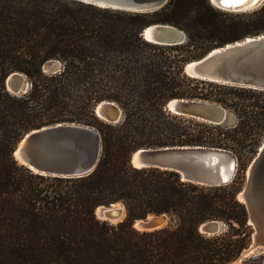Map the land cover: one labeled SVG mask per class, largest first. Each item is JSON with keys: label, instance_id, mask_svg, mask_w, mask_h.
<instances>
[{"label": "trees", "instance_id": "16d2710c", "mask_svg": "<svg viewBox=\"0 0 264 264\" xmlns=\"http://www.w3.org/2000/svg\"><path fill=\"white\" fill-rule=\"evenodd\" d=\"M214 8L209 0H167L149 12L77 0H0V264H226L246 247L252 228L236 195L264 131V91L193 78L183 65L213 47L264 33V2L236 14ZM153 23L181 29L185 41L145 40L141 33ZM49 60L59 69L43 71ZM14 71L30 83L20 95L4 85ZM171 99L216 103L236 122L170 113ZM103 101L120 108L118 122L95 115ZM56 122L98 132L101 150L89 174L38 175L13 158L25 133ZM184 145L230 151L239 168L228 183L204 186L129 163L141 147ZM116 201L124 205L123 220L113 225L96 218L97 206ZM159 213L169 215L167 226L133 227L134 220ZM208 220L225 229L199 232ZM239 264H264V252Z\"/></svg>", "mask_w": 264, "mask_h": 264}, {"label": "water", "instance_id": "95a60500", "mask_svg": "<svg viewBox=\"0 0 264 264\" xmlns=\"http://www.w3.org/2000/svg\"><path fill=\"white\" fill-rule=\"evenodd\" d=\"M77 1L101 8L149 12L159 9L167 0ZM263 2L256 0L245 7L235 5L233 11L251 10ZM141 35L145 40L160 45L181 44L185 41V33L167 23L150 24ZM58 69L57 60H49L42 65V70L46 72ZM183 72L193 78L264 91V33L213 47L202 56L186 62ZM4 85L11 94L20 95L27 92L30 83L24 74L14 71L5 77ZM165 109L211 124L230 125L234 117L222 106L200 99H171L165 104ZM94 113L99 119L112 124L121 118L120 108L110 101L97 104ZM100 150V136L93 127L74 122H56L25 133L11 154L19 165L31 172L35 169L33 173L38 175L75 178L93 170ZM129 163L135 168L174 171L182 180L204 186L226 184L236 171V158L230 151L206 146L141 147L129 155ZM238 194L236 197L245 206L247 224L251 225L252 232L246 247L232 262L226 264H239L251 255L264 252V140L249 163L245 182ZM113 204L97 206L94 209L95 216L103 220V215L112 212L110 208ZM136 221L137 226L134 225ZM167 224L168 214L159 213L134 220L133 227L153 230ZM224 227L221 221L208 220L201 223L198 230L205 235H213L220 233Z\"/></svg>", "mask_w": 264, "mask_h": 264}, {"label": "bare ground", "instance_id": "6f19581e", "mask_svg": "<svg viewBox=\"0 0 264 264\" xmlns=\"http://www.w3.org/2000/svg\"><path fill=\"white\" fill-rule=\"evenodd\" d=\"M255 1L256 0H211V3L213 6L217 7L218 9H223L230 12L233 11V7L235 5H241L245 7L252 4ZM220 170L222 169L220 168ZM32 171L35 172V169H33ZM110 209H112V212L106 213V215H103L101 218L104 221H108L110 223L119 221L124 213L122 205L120 203H114ZM134 225L137 226V221L134 223Z\"/></svg>", "mask_w": 264, "mask_h": 264}, {"label": "rangeland", "instance_id": "374dc122", "mask_svg": "<svg viewBox=\"0 0 264 264\" xmlns=\"http://www.w3.org/2000/svg\"><path fill=\"white\" fill-rule=\"evenodd\" d=\"M213 7H215V6H213ZM214 9H216V10H218V11H221V12H225V13H229V14H236V13H240V12H234V11H232V12H229V11H227V10H223V9H218L217 7H215ZM247 11H249V10H247ZM244 12H246V11H244ZM233 118V120H232V123H235L236 122V117L234 116V117H232ZM256 137V130H255V128H254V126L252 125V143L254 142V140L256 139L255 138ZM263 140H264V131L262 132V134H261V136H260V138L258 139V144H257V147H256V152H257V150H258V148H259V146L262 144V142H263ZM256 152H255V154H256ZM233 155H234V153H232ZM255 154L254 155H252V159H253V157L255 156ZM235 156V155H234ZM235 158H236V156H235ZM251 159V160H252ZM251 162V161H250ZM249 162V163H250ZM249 163H248V165H247V167L245 168V171H244V179H243V184H244V182H245V177H246V172H247V169H248V166H249ZM239 167H238V161H237V158H236V171H237V169H238ZM236 171H235V173H236ZM242 187H243V185H242ZM242 187H241V189H242ZM240 189V190H241ZM239 190V191H240ZM238 191V192H239ZM238 194V193H237ZM237 196V195H236ZM117 203H122V202H120V201H116ZM116 202H114V203H116ZM122 205H123V203H122ZM124 206V205H123ZM124 210V213H123V216L121 217V219L119 220V221H121V220H123V218L125 217V208L123 209ZM97 218V217H96ZM98 219V218H97ZM100 220V219H99ZM102 221H104V220H102ZM119 221H117V222H113V223H110V222H108V221H105V222H107V223H109V224H113V225H115L116 223H118ZM169 222H170V217H169V215H168V224H169ZM222 222V221H221ZM167 224V225H168ZM225 225V224H224ZM165 227V226H164ZM224 229H225V227H224ZM223 231V230H222ZM232 262V261H231ZM231 264H234V263H231Z\"/></svg>", "mask_w": 264, "mask_h": 264}]
</instances>
